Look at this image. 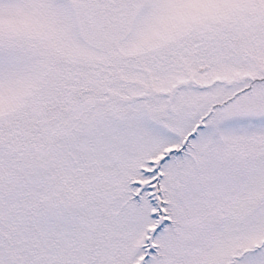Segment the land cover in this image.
I'll use <instances>...</instances> for the list:
<instances>
[{
	"label": "snow or ice",
	"instance_id": "1",
	"mask_svg": "<svg viewBox=\"0 0 264 264\" xmlns=\"http://www.w3.org/2000/svg\"><path fill=\"white\" fill-rule=\"evenodd\" d=\"M0 264H264V0H0Z\"/></svg>",
	"mask_w": 264,
	"mask_h": 264
}]
</instances>
